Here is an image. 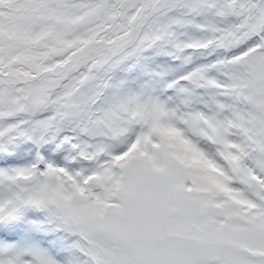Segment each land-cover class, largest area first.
<instances>
[{
    "label": "snow or ice",
    "instance_id": "1",
    "mask_svg": "<svg viewBox=\"0 0 264 264\" xmlns=\"http://www.w3.org/2000/svg\"><path fill=\"white\" fill-rule=\"evenodd\" d=\"M0 264H264V0H0Z\"/></svg>",
    "mask_w": 264,
    "mask_h": 264
}]
</instances>
